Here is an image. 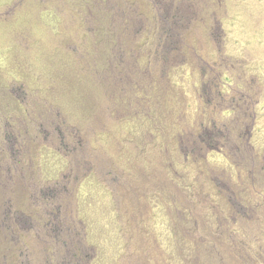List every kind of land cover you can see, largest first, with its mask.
Segmentation results:
<instances>
[{
    "label": "rangeland",
    "instance_id": "rangeland-1",
    "mask_svg": "<svg viewBox=\"0 0 264 264\" xmlns=\"http://www.w3.org/2000/svg\"><path fill=\"white\" fill-rule=\"evenodd\" d=\"M0 264H264V0H0Z\"/></svg>",
    "mask_w": 264,
    "mask_h": 264
}]
</instances>
